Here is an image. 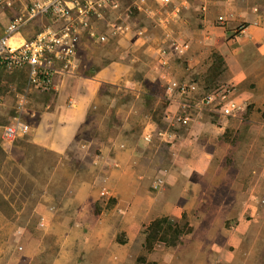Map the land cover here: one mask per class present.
Here are the masks:
<instances>
[{
	"label": "rangeland",
	"instance_id": "rangeland-1",
	"mask_svg": "<svg viewBox=\"0 0 264 264\" xmlns=\"http://www.w3.org/2000/svg\"><path fill=\"white\" fill-rule=\"evenodd\" d=\"M83 6L86 20L50 19L80 57L48 92L26 89L29 63H0V264H264V56L240 40L247 22L264 29V0ZM19 15L31 20L19 42L46 46L47 17ZM12 16L0 11V31ZM173 42L181 48L165 63ZM217 54L227 64L215 72ZM171 81L190 95H169ZM198 100L210 109L178 121ZM18 117L28 134L4 141ZM164 217L184 233L149 248L148 226Z\"/></svg>",
	"mask_w": 264,
	"mask_h": 264
},
{
	"label": "built area",
	"instance_id": "built-area-1",
	"mask_svg": "<svg viewBox=\"0 0 264 264\" xmlns=\"http://www.w3.org/2000/svg\"><path fill=\"white\" fill-rule=\"evenodd\" d=\"M14 1L15 0H0V9H6L7 13L17 10V8L13 5ZM31 1H33L31 6V2L28 1L23 7L26 9L25 11L29 10V17L32 16L31 18L37 17L40 14L47 17L49 22L47 20H43L45 24H43V27L41 28L42 30L39 31L45 33V31L49 29V33L51 34L50 42L46 46H43L42 42L38 39L32 40L31 45H28L26 41L16 42L13 38L20 33L21 27H24L25 23L27 21L30 22L31 20H23V16L19 15V12L20 14H24L25 11H16L11 13L13 16L11 20L7 22L4 32L0 35V63L6 61L29 63L32 70L27 80L26 89L33 88L48 92L47 89L52 87L53 77L56 74L74 73V71L78 68L80 47V43L77 42L78 40L70 37L68 31V33H62L63 30H54V28H51L52 20L50 19L58 16L67 17L76 15L80 17V20H86L88 15L86 13L87 7L83 6L84 0ZM173 1L174 0H156V2L162 7L172 4ZM254 9L257 10L258 6H255ZM177 11H180V8H176L175 13ZM48 16H51V18ZM219 18L224 19V17L221 16ZM84 22L85 24L87 23V21ZM255 23L259 24L258 21ZM75 27L80 29V21ZM241 27H246V24L241 25L240 28ZM74 35L80 36V31ZM180 48V43L173 42L171 47L172 50L164 49L162 55V58H165L164 62L166 63V60L168 59L167 56H171L174 50H179ZM186 87L187 86L182 85L178 81H171L170 84L167 85V91L171 96L178 93L184 96L187 92H189ZM189 95L190 93H187V97ZM225 99L226 96L224 95V102ZM195 102L196 104H194L193 107L187 102L184 103L183 112L177 116L178 121H193L197 112L199 115L200 111L203 112V110L210 109L209 107L202 106V102L200 100ZM203 102L210 106L214 103V97L212 95H207ZM236 107L235 103L229 102L222 107V111L225 112V116H231L234 114ZM187 108L190 109L187 110ZM15 120L16 121H14L13 124L3 126L2 138L4 141L14 142L20 137L19 135L28 134L23 132L22 129L25 131L26 127L29 125L25 122H21L19 117L15 118ZM19 123L21 125L20 128ZM161 135L165 136L163 132H161ZM162 182V178H159V181H157L153 187L161 188Z\"/></svg>",
	"mask_w": 264,
	"mask_h": 264
},
{
	"label": "trees",
	"instance_id": "trees-1",
	"mask_svg": "<svg viewBox=\"0 0 264 264\" xmlns=\"http://www.w3.org/2000/svg\"><path fill=\"white\" fill-rule=\"evenodd\" d=\"M51 18V16H48ZM43 25H41L42 27ZM41 28H39L40 30ZM218 66L214 67L213 70L218 72L221 68L227 64L223 55L217 54ZM226 61V62H225ZM217 74V73H216ZM29 94L24 93V97L28 98ZM115 201V200H114ZM149 236L147 242L149 248H152L157 241L164 242L165 244L176 245L181 239V235L184 233V227L180 224L167 219H155L149 226Z\"/></svg>",
	"mask_w": 264,
	"mask_h": 264
},
{
	"label": "crops",
	"instance_id": "crops-1",
	"mask_svg": "<svg viewBox=\"0 0 264 264\" xmlns=\"http://www.w3.org/2000/svg\"><path fill=\"white\" fill-rule=\"evenodd\" d=\"M17 10L15 11H10L11 13H14L16 12ZM245 12L246 14H251V12L247 11V9H245ZM254 14V13H253ZM243 15H245L243 13ZM255 16V14H254ZM253 16V17H254ZM206 22V20H204ZM257 20H252L251 22H247L245 23L246 24V27H241L240 28V36H241V41L242 40H245V41H253L254 42V47H251V49H253V51L256 53V56L257 58L258 57H261V56H264V29L262 27H259L258 23H255ZM207 23V22H206ZM6 26V25H5ZM5 26L2 27L1 31H0V35L4 32V28ZM206 30H209L210 29V26H206L205 27ZM204 29V31H205ZM220 33L222 32L221 30L219 31ZM224 34H227V31L226 32H223ZM229 33V32H228ZM21 38V39H20ZM23 35L21 37H19L18 35L16 37H14L13 39L16 41V42H19L21 40H23ZM260 41V44H258ZM216 47H226V46H221L222 43H220V41H216ZM242 43V42H241ZM220 44V45H219ZM240 44V43H239ZM236 45V47L239 46ZM257 45V46H256ZM227 48V47H226ZM79 57H80V49H79ZM227 60V59H226ZM185 145V144H184ZM173 146V145H172ZM148 173V171H145V174ZM141 182V181H140ZM211 185H215L213 182L211 183ZM195 189V187H194ZM197 192V190H195ZM212 221V220H211ZM213 222V221H212ZM205 226L209 229V232H213V230L215 229H212V225L209 223V226H207L205 224ZM215 231V230H214ZM224 248V247H223Z\"/></svg>",
	"mask_w": 264,
	"mask_h": 264
},
{
	"label": "clouds",
	"instance_id": "clouds-1",
	"mask_svg": "<svg viewBox=\"0 0 264 264\" xmlns=\"http://www.w3.org/2000/svg\"><path fill=\"white\" fill-rule=\"evenodd\" d=\"M42 21V20H41Z\"/></svg>",
	"mask_w": 264,
	"mask_h": 264
}]
</instances>
